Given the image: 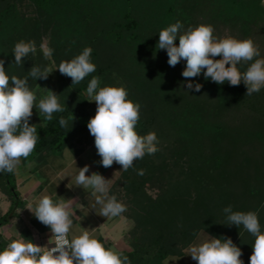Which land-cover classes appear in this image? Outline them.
Instances as JSON below:
<instances>
[{"label":"trees","instance_id":"1","mask_svg":"<svg viewBox=\"0 0 264 264\" xmlns=\"http://www.w3.org/2000/svg\"><path fill=\"white\" fill-rule=\"evenodd\" d=\"M176 21L185 29L219 24L248 39L256 29L264 32V5L259 0H0V58L10 75L23 78L34 65L50 64L38 47L36 55L25 58L24 66L16 65L12 50L20 40H35L39 46L47 38L56 65L91 46L97 65L96 72L79 84L58 69L46 80L29 79L34 91L46 85L47 95L50 90L58 94L65 111L54 113L53 120L43 124L30 122L36 124L40 138L32 154L21 159L25 164L43 163L66 149L81 155L95 145L87 127L94 116L86 93L88 82L99 76L101 87L124 86L129 99L141 104L138 133L155 131L160 149L134 161V168L127 171L115 162L112 165L121 167L113 192L127 205L123 215L133 224L129 231L133 250L124 255L132 264H164L194 242V233H210L230 237L242 249L244 264H249L255 238L242 226L226 225L222 209L235 202L234 211H254L264 230V185L259 182L264 181V163L259 162L264 160V130L256 129L264 125V89L246 96L243 83L219 85L203 74L184 78L186 63L170 66L166 50L157 47L158 32ZM189 79L203 85L200 92L188 93ZM241 109L255 115L251 125L235 128L225 118L228 111ZM61 116L74 122L61 127ZM251 157L252 179L236 192L234 177L244 174ZM175 166L181 169L179 176L173 175ZM139 169L145 174L138 175ZM0 183L12 203L0 219L1 228L23 204L15 172L0 173ZM149 189L159 194L154 197ZM244 196L253 201L246 203L249 209L239 207L248 201ZM230 231L232 236L227 235ZM6 246L0 234V249Z\"/></svg>","mask_w":264,"mask_h":264},{"label":"clouds","instance_id":"2","mask_svg":"<svg viewBox=\"0 0 264 264\" xmlns=\"http://www.w3.org/2000/svg\"><path fill=\"white\" fill-rule=\"evenodd\" d=\"M264 5V0H259ZM157 47L166 50L168 64L176 66L186 63L182 72L184 78H194L203 74L205 80L219 85L225 83L246 86V96L259 93L264 89V56L261 49L251 39H239L234 36L223 38L214 35L212 25L200 24L185 29L181 21H176L160 30ZM177 40L179 43L177 44ZM42 53L50 61L47 66H33L23 78L10 75L5 68V59L0 58V173H13L17 170L21 158H28L35 150L40 138L36 124H31L35 107L43 122L53 120L54 113H62L64 107L59 96L50 90L49 94L37 99L29 83L46 80L55 70L71 77L73 84H79L96 72L97 65L92 60L93 48L84 47L82 52L70 61H61L56 65L53 59L54 49L47 38L37 46L35 40H20L12 50L14 63L24 66L25 58ZM216 57H220L216 59ZM245 65L247 67L245 68ZM186 87L200 92L203 85L187 80ZM86 93L97 104L96 114L90 118L87 127L95 138V147L101 157L99 163L107 168L114 162L122 166V171L134 168V161L146 155H154L159 149V139L155 131L140 135L137 125L140 120L141 104L129 99L124 86H103L101 78L92 76L87 84ZM71 117L59 118L61 127L67 128ZM90 166L85 165L69 174L73 186L82 187L89 196L94 197L93 209L103 217H121L127 205L113 194V179H107L98 172L88 175ZM144 175L145 170H137ZM57 195V194H55ZM73 199H54L43 195L35 204L29 203L34 216L52 232L50 243L54 247L40 246L32 239H12L6 247L0 249V264H132L129 256L115 248L106 247L96 238L94 232L82 231L69 238L73 228ZM226 225L242 226L255 239L251 244L253 252L249 264H264V230L254 211H234L231 205L222 209ZM196 239L186 249V255L197 264H244L242 249L230 237L215 236L210 233H194ZM174 260L169 257L164 264Z\"/></svg>","mask_w":264,"mask_h":264},{"label":"crops","instance_id":"3","mask_svg":"<svg viewBox=\"0 0 264 264\" xmlns=\"http://www.w3.org/2000/svg\"><path fill=\"white\" fill-rule=\"evenodd\" d=\"M101 157L97 153L95 145L87 147L84 152L76 156L71 149H66L62 154L50 155L43 163L36 161L25 164L21 159L15 171L16 187L19 199L23 206L17 210V215L5 226L0 228L5 242L8 244L12 239H32L40 246L51 247L52 232L48 226L42 224L27 208L29 203L35 204L43 195L52 196L54 199L64 198L75 201L73 211V228L69 238L79 235L84 230L94 232L96 238L100 239L106 247L115 248L124 253L132 252L129 239V231L132 222L124 215L121 217L107 218L99 215L93 209L94 197L82 187L73 186L71 178L67 177L78 171L85 165L90 166L88 175L98 172L107 179H113L112 193L115 183L119 178L121 167H103L99 161ZM57 194V195H55ZM4 204L7 209L0 215L5 216L11 208V200L6 197ZM206 235V234H205ZM184 251L180 255L171 256L174 260L170 264H197L190 255ZM169 258V257H168Z\"/></svg>","mask_w":264,"mask_h":264},{"label":"rangeland","instance_id":"4","mask_svg":"<svg viewBox=\"0 0 264 264\" xmlns=\"http://www.w3.org/2000/svg\"><path fill=\"white\" fill-rule=\"evenodd\" d=\"M212 26L214 28V35H216L217 37L223 38L226 36H234V37H237L239 39H245L240 33H238L237 31H235L233 29L227 28V27L219 25V24L212 25ZM250 38L259 46V48L261 49V55L264 56V32L262 30L256 29V30H254V32L252 33V36ZM35 93L37 95L38 100L40 98L47 96V86L42 85L41 87H39L35 91ZM96 109H97V104L95 102L91 101L90 102V111L93 115L96 114ZM227 115L228 116L225 118V120H227L229 123L234 125L235 128H238V127L243 126V125L244 126L248 125V124L251 125V122H250L251 116H253L255 114H253L248 109H241V110H234L232 112L228 111ZM256 117H258V116H256ZM256 117L254 118V120H256ZM246 121H247V123L245 124ZM30 122H35V123H40V124L44 123L35 107L33 108V116L31 117ZM256 129H258L260 131L264 130L263 123H260V125L258 126V128L256 127ZM256 146L258 147L257 144H256ZM250 148H251V146H250ZM258 149H259V152H261V149L259 147H258ZM253 161L254 160H252V157H251V161L246 165L247 167L246 166L244 167V169H245L244 174H243L244 176L243 175H240V176L237 175L234 177V182L236 184V189H237L236 192H240L239 189H240L242 183H245L247 181H251L252 172H253L254 167H255V162H253ZM259 162H261V164L264 163L263 157L260 158ZM234 166H235V168H238L237 164H234ZM238 171H240L239 168H238ZM180 172H181V169L179 167L175 166V168H173V175L179 176ZM247 179H249V180H247ZM258 181H259L258 179H255L254 182L258 183ZM259 182H260V184L264 185L263 180L262 181L260 180ZM149 194L156 197L159 194V192L157 189H149ZM241 196H243V195L242 194L238 195V197H241ZM6 197H7V195L4 193V183H0V215L3 213V211H5L7 209V205L4 204ZM244 197L246 198V200H248L247 202L245 201V204L246 203H251V204L253 203V201L249 200L248 197H246V196H244ZM244 197L242 199H245ZM232 203H234L235 206H238L237 203H235V202H232ZM245 204L243 205V204L239 203V207H244V209H249V207H247V204L246 205ZM234 205H232V206H234ZM237 230H239V229H237ZM243 231H245V230H243ZM233 234H234V231H230L227 233V235H231V236Z\"/></svg>","mask_w":264,"mask_h":264},{"label":"built area","instance_id":"5","mask_svg":"<svg viewBox=\"0 0 264 264\" xmlns=\"http://www.w3.org/2000/svg\"><path fill=\"white\" fill-rule=\"evenodd\" d=\"M54 246H55V245L53 244L51 247H54ZM51 247H50V248H51Z\"/></svg>","mask_w":264,"mask_h":264}]
</instances>
